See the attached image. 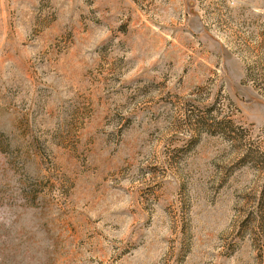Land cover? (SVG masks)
Here are the masks:
<instances>
[{
	"label": "rangeland",
	"instance_id": "rangeland-1",
	"mask_svg": "<svg viewBox=\"0 0 264 264\" xmlns=\"http://www.w3.org/2000/svg\"><path fill=\"white\" fill-rule=\"evenodd\" d=\"M0 264H264V0H0Z\"/></svg>",
	"mask_w": 264,
	"mask_h": 264
}]
</instances>
